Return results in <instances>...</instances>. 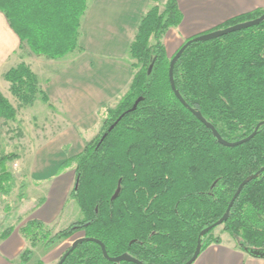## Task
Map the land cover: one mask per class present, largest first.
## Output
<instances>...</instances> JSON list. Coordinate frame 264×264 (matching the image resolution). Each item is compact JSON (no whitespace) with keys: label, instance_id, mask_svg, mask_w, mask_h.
Here are the masks:
<instances>
[{"label":"trees","instance_id":"1","mask_svg":"<svg viewBox=\"0 0 264 264\" xmlns=\"http://www.w3.org/2000/svg\"><path fill=\"white\" fill-rule=\"evenodd\" d=\"M86 7L87 0H0V10L22 46L48 59L81 48ZM263 13L264 9H255L239 14L216 29ZM181 20L178 0H166L164 8L155 4L142 17L129 48L136 72L128 91L116 107H101L102 131L62 163L63 168L74 167L70 197L82 218L56 233L41 219L27 220L20 230L31 245L57 244L82 232V237L102 241L112 257L128 254L144 264H184L193 256L201 231L223 217L240 184L264 167V124L249 141L224 145L172 88L169 70L174 54H167L163 39ZM5 78L22 104H32L39 96L54 108L27 63L10 68ZM174 79L183 99L224 139L248 137L264 121V20L192 42L175 63ZM139 97L142 100L132 109ZM17 114L0 90V119L15 120ZM17 158L13 152L0 154L3 196H9L15 185L7 163ZM17 225L0 228V240ZM218 226L245 252L264 250V171L243 187L228 218ZM218 226L201 237L202 251L222 241L215 233ZM32 255L33 250L26 248L20 263L27 264ZM63 264L137 263L111 261L99 243L85 240Z\"/></svg>","mask_w":264,"mask_h":264},{"label":"crops","instance_id":"2","mask_svg":"<svg viewBox=\"0 0 264 264\" xmlns=\"http://www.w3.org/2000/svg\"><path fill=\"white\" fill-rule=\"evenodd\" d=\"M155 3L154 0H87L86 11L80 25L81 48L59 59L35 55L27 45L22 46L19 35L12 28L4 12L0 10V90L13 102L7 94L11 91V84L6 80L5 73L10 68L25 62L36 73L40 86L54 105V108H51L47 104L49 110L69 112L82 98L81 89L77 99L74 98L76 93H70V77L66 76L70 74L69 66L74 59L73 63L77 65L74 72L80 79L84 78L86 71H92V73L96 70L117 71L116 75L112 73L113 75L109 76L110 79L105 84L94 81L87 86L85 83V92L89 91V94L95 97H105V101L115 99L121 90L125 94L134 76L132 59L128 55L129 48L142 17ZM165 3L166 0H160L161 8H164ZM178 5L182 12V20L178 26L170 28L164 38L168 55L173 50L176 52L187 39L212 31L234 16L255 9H264V0H178ZM89 52L96 54L99 60L88 61L84 58V54ZM122 57L123 60H118ZM95 65L96 68H94ZM47 69H50L49 74ZM102 99L100 107L107 105ZM36 114L34 112L32 118H35ZM18 118L19 113L13 120L15 124ZM9 152L17 153L18 159L21 158L18 152L13 150ZM45 180V182L48 181V179ZM64 181L65 179L57 183L53 181L51 186L47 185L51 190L55 189L56 198L52 203L45 204L44 208L47 207V209L41 217L39 216L40 218L36 217L47 225L57 221L63 210L65 199L70 193V186L58 191L57 187H61L59 185ZM37 203L32 204L29 210H38L41 205ZM31 218L33 215L27 220ZM22 222H18L19 224L9 237L0 240V264H18L21 253L28 247L27 238L20 230ZM220 235L222 241L205 248L193 264H264V257L251 255L240 249L229 233L223 232Z\"/></svg>","mask_w":264,"mask_h":264},{"label":"rangeland","instance_id":"3","mask_svg":"<svg viewBox=\"0 0 264 264\" xmlns=\"http://www.w3.org/2000/svg\"><path fill=\"white\" fill-rule=\"evenodd\" d=\"M155 4H159L161 7L160 0ZM174 52L173 50L169 56L175 54ZM128 55L130 56L129 52ZM84 58L88 61L99 60L93 52L84 54ZM131 59L132 62L136 61L132 57ZM73 60L69 66L70 74L66 75L70 77V93H76L74 98L77 99L79 89H81L82 98L69 112L50 111L48 105L39 96L32 104L25 105L11 91L7 93L13 100L12 103L19 113V118L16 124L13 120L0 119V154L13 150L18 152L21 158L7 163L8 169L15 179V185L9 196H3L0 193V223L2 224L0 228L4 229L10 222L18 223L20 221L21 223L24 220L22 222L24 224L31 215L33 218H40L47 209V207L44 208L45 204L52 203L56 198L55 189L51 190L47 186H51L53 181L57 183L65 179L59 185L61 187H57V189L60 191L63 187L67 189L70 186L69 191L71 192L76 180L74 167L63 168V161L82 150L86 142L97 137L102 131L105 118L100 114L101 98H103L104 104L114 108L124 96V91L121 90L115 99L105 101V97H95L89 94V91L85 92V83L87 86L94 81L105 84L109 81V76L112 73L116 75L117 71L114 69L96 70L93 71L94 73L86 71L84 78L80 79L74 72L77 65L73 63ZM118 60H123V57ZM49 70L47 69L48 74ZM135 72L136 69H134V74ZM34 112L37 114L34 116L35 118H32ZM45 179L48 181L45 182ZM35 202L40 203V208L29 210ZM81 218L80 208L69 193L59 218L53 224H48V228L56 233ZM223 232L222 226H218L215 230L217 235ZM82 236L83 233L79 232L73 239H66L49 246H45L44 241L33 246L27 239V248L33 250V255L27 264H39V261H42L43 264H56L64 250L71 246L74 240ZM18 261L20 264V257Z\"/></svg>","mask_w":264,"mask_h":264},{"label":"water","instance_id":"4","mask_svg":"<svg viewBox=\"0 0 264 264\" xmlns=\"http://www.w3.org/2000/svg\"><path fill=\"white\" fill-rule=\"evenodd\" d=\"M263 20H264V13L261 16H259L257 18H254V19H251V20H248V21L240 22V23H237V24L228 26V27H224V28H220V29H215V30H212V31H208V32H205V33H201L199 35H196V36L188 39L187 41H185V43L182 44V46L176 51V53L174 54V56L171 59L170 70H169V77H170V82H171L172 88L174 89L176 95L183 102V104H185L189 109H191L201 121H203L210 129H212V131L214 132L215 136L218 138V140L220 141V143H222L224 145H227V146H236V145H239V144H242L244 142L249 141L251 138H253L256 135V133H257L258 129L260 128V126L262 124H264V121H261L260 123H258V125L256 126L254 132L251 135H249L248 137L244 138V139H241V140H238V141H234V142H231V141H228V140L224 139L221 136V134L219 133V131L216 129V127L212 123L208 122L206 120V118L203 116V114L200 111H197L194 108H192L183 99V97L180 95L179 91L177 90L176 83H175V79H174V66H175L176 61L181 56V54L184 52V50L192 42H194V41H204V40H209V39H213V38H216V37H220V36L226 35V34H228L230 32H233V31H236V30H239V29L248 28V27H251L253 25L259 24ZM151 69H152V65L150 66L149 71H151ZM141 100H142V97H139L137 99V101L134 103V106L132 107V109H135L137 107L138 103ZM120 118L118 120H120ZM117 122L118 121H116L113 125H111V127L109 128V130H111L115 126V124ZM105 136H106V133L103 135L102 139H104ZM263 171H264V167H262L256 173L251 174L248 177H246V179L240 184V186L238 187L236 193L234 194V196H233V198H232V200H231V202H230V204H229V206H228L225 214L223 215V217L219 221H217L215 224H213V225H211V226H209V227H207V228H205L204 230L201 231L200 238L198 240V244H197V247H196V250H195L193 256L186 263H184V264H193L196 261V259L198 258V256L200 255V253L202 251L201 237L204 234H206L209 230H211L212 228H214L215 226L221 225L228 218V215H229V212H230V210L232 208V205L234 204V201L236 200V198L241 193L243 187L250 180L258 177L259 174L261 172H263ZM118 191L119 190H117L116 194L114 195V198L118 194ZM85 240H92V241H95V242L99 243L101 245V247H102V250H103V253H104L105 257H107L111 261L127 260V261L135 262L137 264H144L142 261H140V260L136 259L135 257H133L131 255H128V254H121L119 256L112 257V256H110L108 254V251L106 249V246H105V244L102 241H100L98 239L86 238V237H80V238H77L76 240H74L73 243L71 244L69 250L64 254V256L58 262V264H63V262L65 261V259L67 258V256L78 246V244H80L81 242H83ZM251 252L254 255H256V256L264 257V250H253Z\"/></svg>","mask_w":264,"mask_h":264},{"label":"flooded vegetation","instance_id":"5","mask_svg":"<svg viewBox=\"0 0 264 264\" xmlns=\"http://www.w3.org/2000/svg\"><path fill=\"white\" fill-rule=\"evenodd\" d=\"M68 248H69V247H68ZM68 248H67L66 250H64V252L61 254L59 261L62 259V257L64 256V254L69 250ZM59 261H58V262H59ZM58 262H57L56 264H58Z\"/></svg>","mask_w":264,"mask_h":264}]
</instances>
